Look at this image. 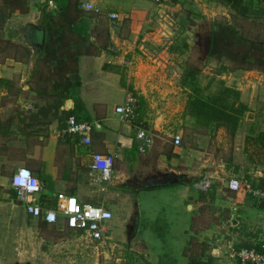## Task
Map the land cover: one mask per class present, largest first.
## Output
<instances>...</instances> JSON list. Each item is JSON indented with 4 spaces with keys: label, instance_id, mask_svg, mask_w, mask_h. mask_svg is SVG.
<instances>
[{
    "label": "rangeland",
    "instance_id": "1",
    "mask_svg": "<svg viewBox=\"0 0 264 264\" xmlns=\"http://www.w3.org/2000/svg\"><path fill=\"white\" fill-rule=\"evenodd\" d=\"M228 1L185 0L180 8L173 7L176 3L170 7L154 6L152 9L158 10L141 29L140 42L131 54L137 58V78L124 74L122 66L118 72L113 69L120 74L121 85H129L139 99L135 125L146 128L154 137L150 150V163L156 167L153 173L183 176V181L175 185L152 191L138 190L137 208L143 235L158 231L161 235L181 236L186 219L192 216V203L185 207L184 201L179 200L180 195L186 192V187L191 191L194 183L209 178L213 186L208 193L194 192L196 202L193 203L195 211L202 216L203 232L207 231L214 240L237 235L242 241L237 245L263 240L264 200L253 196L250 190L264 187V78L238 74L234 63L211 56L210 50L213 32L220 28L229 33L238 32L249 42L248 46L256 43L264 48V4L257 1L251 6L246 1L233 8ZM70 7L78 8V4ZM45 8L40 0H0V79L10 81L8 87L0 83V264H122L125 256L130 262L136 258L127 255L124 245L126 234L130 233V238L133 233L130 226L134 220L125 230L111 229L113 237L118 232L121 236L113 239L117 244L111 248L115 255L105 259L104 252L108 249H95L94 245L86 248L66 239L67 232L54 226L40 229L34 219L26 216L10 186L12 174L22 166L21 157L27 146L19 143V136L41 134L45 141L55 130L53 127L64 124L71 99L79 94L78 80L70 84V89L64 81H55L59 69L56 59L62 58L70 66L76 59L71 52L95 56L107 51L111 43L110 24L104 14L77 11L75 16H59L50 10L53 8ZM59 8L57 5L56 9ZM44 19L56 25L55 50L51 49L54 46L50 42L36 47L29 38L28 27L42 28ZM85 19L91 25L87 26ZM131 21L128 18L127 24ZM97 81L96 77L91 79L93 83ZM93 89L98 91L92 94L95 98H102L103 94L108 97L100 84ZM227 89L232 91L225 96L228 106L240 108L244 104L247 107L236 129L223 124L197 126L195 119L188 115L190 100L222 101V93ZM235 92L239 93L238 98ZM177 132L182 142L175 149ZM36 141L31 139L30 143ZM231 178L241 181V190L237 193L228 189ZM128 183L122 178L119 184L123 195L130 192ZM242 205L245 208L235 209ZM118 208L115 218L127 220L129 211L135 218L131 205L123 202ZM198 245L193 249L200 253L202 244Z\"/></svg>",
    "mask_w": 264,
    "mask_h": 264
},
{
    "label": "crops",
    "instance_id": "2",
    "mask_svg": "<svg viewBox=\"0 0 264 264\" xmlns=\"http://www.w3.org/2000/svg\"><path fill=\"white\" fill-rule=\"evenodd\" d=\"M84 1L86 0H54L53 10H50L54 15L75 16L77 11L84 12L82 7ZM75 2L78 4V8L70 7V5H75ZM184 2L185 0H173L172 3H176V6L173 7L178 8L179 6L180 8L181 4L183 5ZM57 5L60 6L58 10L56 9ZM169 5L172 4L162 6L170 7ZM154 6L158 7L159 5L153 0H106L103 5L106 12L104 15L110 24L109 34L111 38V43L107 51H102L95 56L82 55L81 53L76 55V59L81 55L80 59L77 60L78 78L81 83L77 98H80L84 104L82 112L84 116L81 120L93 123L99 122L101 125L100 129H96L93 132L91 137L92 145L90 147L82 144V140L78 137L61 138L59 128L56 126L53 127L55 130L49 137H46L45 141H43L44 137L41 134L38 137L28 135L19 136V143H25L27 146H25L21 157L22 166L17 167L14 173L22 167L30 169L44 187V198H51L58 193H65L77 197L79 201L84 204L96 206L104 205L110 209L113 213V219L108 223V227L105 231L107 238L106 245L98 246V243H92L88 239L81 237L79 233L67 229L64 221L56 225H49L42 219H34L26 213L21 203L20 206L23 208L24 213L27 214V217L29 216L30 219L36 221L40 229H47L54 226L59 228L62 232H67L69 237L66 239H71L86 248L89 247L86 245H94L95 249H108L107 252H104L105 259L115 255L114 250L111 248L112 245L116 247L117 244L113 242V239H120L121 236V233L118 232L117 235L113 237L111 235V229L125 230L127 225L134 220L132 223L133 226H130V230L132 228L131 231H133V233L130 238V233L129 235L126 234L128 238L124 246L127 255L129 254L136 259H130L129 262V258L125 256L124 261L128 264H241L230 256L232 248L237 249V247L243 245H237L241 238L235 235L227 239L217 237V239L214 240L207 231L203 232L201 228L202 224H200L202 216L197 210L195 211V204L193 203L196 202L194 200V192L198 194L203 193L196 190L194 187L191 191L186 187V192L183 193L182 196L180 195L179 200L184 201L185 207L192 203L190 208L192 216L189 218L190 220L186 219V223L183 226L184 231L181 236L161 235L158 231H154L152 235L149 236L143 235V231L141 230V215L137 208L138 196H136V194L138 195V190L142 188V191H152L156 188L165 187L152 186L149 185V182L161 181L162 179L159 178L160 176L166 177L172 175V173L166 172L161 174L163 173L161 172L158 173L159 175L155 172L153 173L155 164L153 162L150 163L152 160L150 150L154 145V137L152 146L147 149L145 153H141V142L137 140L136 136L138 129L141 127L135 124L123 123L120 116L115 113L116 108L125 102L126 93L130 91V89L129 85H121L120 74L115 73L116 71L113 69H117L118 72L119 66H122L124 74L137 78L139 74V71L135 69L137 58L134 54L133 56L131 54L134 52L133 48L137 47V43L140 42L141 29L145 24L147 25L151 22V16L156 14V10H158L152 9ZM150 7L151 9L148 10ZM55 9L57 11H55ZM108 12H114L119 15L114 27L111 26L108 19ZM128 18L132 20L129 22V25L127 24ZM85 20L87 26H89V24L91 25L89 19ZM28 29H30L29 38L33 36V34L36 35V41L42 45L39 40H41L42 37L40 35L41 32H45L44 25L42 28L30 25ZM31 43L35 45L32 39ZM106 62L108 64L111 63L113 66H104ZM234 70L238 74L244 76L264 78V73L260 72L259 69ZM82 73H84L85 76H83ZM94 77L98 79L96 83L91 82V79ZM87 80L90 82H87ZM97 84H100L103 90L106 89L105 91L108 92L106 94L108 95V97H106L107 99L105 98V94L102 95V98H95V96H92V94L98 92L93 89ZM108 99H110V101L114 100L108 104L106 102ZM73 101L74 100H72V105L68 108L69 110L74 107ZM142 129L145 128L143 127ZM147 131L149 132V130ZM23 138H25V140ZM31 139L37 140L35 144L30 143ZM13 143L15 144L16 141H13ZM177 148L178 147H175V149ZM95 153L104 156L112 155L114 157L113 175L116 174V179L112 182H101L99 180V174L92 170L91 166ZM122 178H124V182H129L127 186H130V192L125 195L122 194V190L119 187ZM128 178L132 181H129ZM134 186L139 187L132 189ZM120 196L122 197L120 198ZM15 197L17 199L16 192ZM111 198H115L114 201L110 202L108 200ZM123 202L133 207V212L135 213L134 219L131 217L132 211H129L127 220L122 221L120 218H115V211L119 209V205H123ZM235 207V209L238 210L239 208H245V205ZM233 222H235V220H233ZM262 235L263 240L261 242L264 241V234ZM239 236L241 235L239 234ZM112 242L114 244H112ZM198 244H202L200 253H197L193 249H196V247L199 246ZM203 245L206 246V250L203 249ZM116 261L123 262L121 259H116ZM125 262L122 264H126Z\"/></svg>",
    "mask_w": 264,
    "mask_h": 264
},
{
    "label": "built area",
    "instance_id": "3",
    "mask_svg": "<svg viewBox=\"0 0 264 264\" xmlns=\"http://www.w3.org/2000/svg\"><path fill=\"white\" fill-rule=\"evenodd\" d=\"M106 0H86L82 3L84 12L96 15L105 14L104 3ZM157 5H168L173 0H153ZM43 6L54 7V0H40ZM111 26H115L119 15L114 12L107 13ZM264 84V80H263ZM138 97L128 91L125 102L115 110L121 121L127 124H135L138 111ZM31 107H28L30 109ZM99 122H89L78 120L71 116L66 123V128L60 132L62 136L78 137L82 144L90 147L92 145V134L96 129H100ZM137 140L141 142L140 152L145 153L153 144V135L145 129L139 128ZM182 136L177 132L174 136L173 145L180 147ZM114 157L112 155L104 156L98 153L93 155L92 170L100 176L101 182L109 183L113 178ZM10 185L16 192L18 201L24 206L26 213L34 219H42L49 225H56L64 221L67 229L79 233L81 237L88 239L97 245H106L105 231L108 223L113 219V213L106 206H96L84 204L75 196L65 193H58L54 197L44 198V187L36 178L32 171L26 167L19 168L11 177ZM213 186L209 178H203L193 187L203 194L208 193ZM228 189L232 192L241 190V181L231 178L228 182ZM105 190V189H103ZM250 193L264 200L263 190L251 189ZM263 251L254 248L234 249L230 251L232 259L239 261L241 264H264V245Z\"/></svg>",
    "mask_w": 264,
    "mask_h": 264
},
{
    "label": "trees",
    "instance_id": "4",
    "mask_svg": "<svg viewBox=\"0 0 264 264\" xmlns=\"http://www.w3.org/2000/svg\"><path fill=\"white\" fill-rule=\"evenodd\" d=\"M246 1L251 2H257L260 1L262 4H264V0H233V2L230 0L228 1L229 4H232L233 8H238L242 4H245ZM48 8V6H44V8ZM45 8V9H46ZM63 16V15H62ZM65 16V15H64ZM44 27L45 32H41V44L50 42L51 45L54 47L51 48L53 50L56 49V41H54V38L57 37L55 35V32L53 31L56 29V25L53 22H49V19H44ZM63 33V31H61ZM59 37L62 39L61 33L59 34ZM64 38V37H63ZM58 42V41H57ZM211 50L210 55L211 56H217L218 58H226L229 59L232 63L236 65L234 69H259L264 70V48L258 46L256 43L249 44L248 41L244 40L242 36L238 34L236 31L228 32L225 28H220V30L213 32L212 36V43H211ZM241 48L244 50L242 51ZM61 48H64L62 45ZM47 53V51H46ZM73 55V57H76L75 53H70ZM57 64H58V75L55 77V81H64V84L68 85V89L72 88L70 85L74 81L78 80L77 83V89L80 90V80L78 78V65L77 60H72L70 66H68V63H65L63 59L58 58ZM63 71V72H62ZM54 81V82H55ZM9 80L6 79H0V83H6V87L9 86ZM232 91L230 89H227L226 92L222 93V97L220 100L222 101H203L201 99H192L190 100V103L188 105V115L192 116L197 126L202 127H211V125L214 124H223L230 126L233 130L236 129L237 124L239 122L240 116L243 114V112L246 110V105L240 104V108H237L235 106H228L225 102V96L226 94H230ZM239 97V93L235 92V98ZM74 107L73 109L69 110L68 117L65 119L64 124L59 128V131L61 132L66 128L67 120L74 116L78 120H81L83 115V101L80 98H77V96H74ZM138 110L140 108V104H138ZM146 129V128H145ZM147 130V129H146ZM59 132V133H60ZM61 138H70L71 136H62ZM136 150V149H135ZM264 191L263 189H261ZM264 245L263 242L254 243V244H248V245H241L240 247H237V249L247 248V249H256L258 251H263L262 246ZM212 264V263H210Z\"/></svg>",
    "mask_w": 264,
    "mask_h": 264
},
{
    "label": "water",
    "instance_id": "5",
    "mask_svg": "<svg viewBox=\"0 0 264 264\" xmlns=\"http://www.w3.org/2000/svg\"><path fill=\"white\" fill-rule=\"evenodd\" d=\"M30 30V29H28ZM211 42V40H210ZM200 45H202V39H200L199 42ZM210 47V45H209ZM183 181V176H176V175H169L165 178V180H161V181H155V182H149V185L152 186H168V185H175L178 183H181Z\"/></svg>",
    "mask_w": 264,
    "mask_h": 264
},
{
    "label": "flooded vegetation",
    "instance_id": "6",
    "mask_svg": "<svg viewBox=\"0 0 264 264\" xmlns=\"http://www.w3.org/2000/svg\"><path fill=\"white\" fill-rule=\"evenodd\" d=\"M30 39L34 40V44L36 45V47L39 46V43L36 41L37 40V36L36 35L31 36Z\"/></svg>",
    "mask_w": 264,
    "mask_h": 264
}]
</instances>
